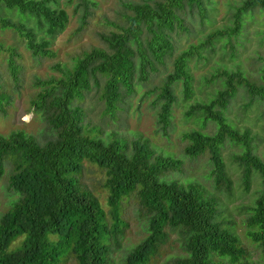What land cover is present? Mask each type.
<instances>
[{
    "label": "trees",
    "instance_id": "trees-1",
    "mask_svg": "<svg viewBox=\"0 0 264 264\" xmlns=\"http://www.w3.org/2000/svg\"><path fill=\"white\" fill-rule=\"evenodd\" d=\"M206 0H147L124 2L121 23L115 29L99 33L105 49L93 48L77 57L72 67L59 69L56 79L39 81L45 88L36 92L31 108L48 123L52 137L38 142L22 131L0 134V178L7 167V187L16 194L8 208L0 213V264H61L68 256L75 264H113L109 253L117 247L124 222L119 206L124 197L133 196L137 208L146 219V235L124 255L122 264H148L167 243L169 231L179 237L181 254L166 264H255L246 258L237 236L223 226L215 198L205 195L194 183H179L164 176L178 169L180 160L163 156L138 139H115L114 133L105 140L82 130V113L72 102L89 89V80L98 84L103 77L101 100L107 110L122 95L133 91L137 76L145 79L157 66H163L173 44L171 33L187 30L181 11L196 9L204 15ZM48 0H0L5 8L36 17L47 35L63 29L66 14L51 8ZM82 4L85 0H80ZM255 8H264V0H242L233 10L232 24L226 30H214L196 45L181 50L172 60V69L159 87L161 100L156 118L161 128L167 126L174 101L172 84L181 83L184 98L191 89L187 62L202 49L211 48L219 38L235 35L241 29L242 17ZM0 26L13 29L32 56L50 55L48 42L36 40L21 23L0 18ZM12 68L11 62H9ZM15 79L16 74L13 73ZM222 88L205 102H195L186 115H196L203 122L215 125L211 134L189 130L181 134L186 143L182 152L194 158L207 152L212 165L215 187L229 189L220 148L224 141L242 147L233 155L241 169L242 184L249 185L250 174L260 176L261 187L246 218L248 238L264 248V166L253 153L252 135L248 129L239 131L224 116L229 100L241 86L249 99H264V67L259 84H254L238 71H222ZM0 97V112L3 113ZM104 171L103 187L107 190L106 206L110 220L96 197L77 179L82 161ZM47 235L54 238H48ZM20 238L19 242L12 243Z\"/></svg>",
    "mask_w": 264,
    "mask_h": 264
},
{
    "label": "rangeland",
    "instance_id": "rangeland-1",
    "mask_svg": "<svg viewBox=\"0 0 264 264\" xmlns=\"http://www.w3.org/2000/svg\"><path fill=\"white\" fill-rule=\"evenodd\" d=\"M141 1L147 0H85L84 4L80 0H48L47 4L51 8L62 9L66 14L63 29L53 35L44 32V25L36 17L0 5V18L21 23L33 33L36 40H46L50 52L48 56H32L24 47L23 39L13 29L0 26V97H7L6 103L1 101L3 113L0 112V134L22 131L40 143L52 137L47 121L39 112H34L30 105L35 93L45 88L39 81L58 78L60 71L55 65L59 69L70 68L74 60L84 52L93 48L105 49L98 34L112 31L115 29L113 24L121 23L124 2ZM241 1L206 0L203 2L204 15L201 18L196 9H192L190 13L184 8L181 15L187 30H175L171 33L173 48L164 65L157 66V70L149 72L145 79L136 76L133 91L122 95L111 110L106 109L100 98L103 77L99 75H96L98 84L95 85L93 79H90L89 89L72 103L81 110L84 133L103 140L112 133L115 139L126 142L138 139L155 153L180 160L178 169L168 172L164 178L183 184H197L205 195L215 198L219 217L227 223L223 227L237 236L245 249L246 258L255 264H264V248L257 246L246 235V218L261 187V180L257 173L252 172L249 185L247 189L244 188L241 169L233 160V155L240 154L242 147L224 141L220 148L223 169L230 181L229 189H226L214 186L212 165L207 152L189 158L182 152L186 141L181 139V134L189 130L206 134L215 131L213 122H203L200 117L187 116L185 112L193 103L207 101L222 88V71L238 70L254 84L261 83L260 70L264 67V8H255L251 13L245 14L237 34L219 38L211 48L202 49L199 56L194 55L188 60L192 77L189 97H183L180 82L173 83L175 99L171 104L167 126L161 128L156 118L161 102L157 96L159 87L165 74L172 69L173 58L189 45H196L203 40L207 33L231 27V14ZM224 116L239 131H250L253 153L264 166V99H249L244 88L239 86L227 103ZM7 169L5 167L0 178V213L16 198V194L7 187ZM104 178L101 168L82 161L77 179L96 197L107 220H110L106 206L107 190L103 187ZM119 209V218L124 226L118 246H112L109 253L113 264H122L125 253L146 235V219L139 212L132 195L122 199ZM168 237L167 243L160 247L148 264H166L169 259L181 254L177 233L169 231ZM19 240L20 238L16 239L12 246ZM61 264H75V261L68 256ZM222 264L227 263L223 260Z\"/></svg>",
    "mask_w": 264,
    "mask_h": 264
}]
</instances>
